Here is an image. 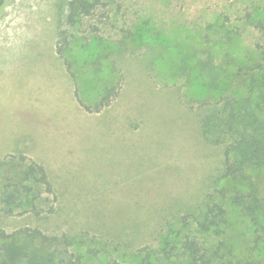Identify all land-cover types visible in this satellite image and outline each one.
<instances>
[{"label": "rangeland", "instance_id": "374dc122", "mask_svg": "<svg viewBox=\"0 0 264 264\" xmlns=\"http://www.w3.org/2000/svg\"><path fill=\"white\" fill-rule=\"evenodd\" d=\"M108 1L73 28L70 55L88 103L106 76L97 77L93 60L100 52L117 57L127 88L112 117L85 114L75 100L55 49L58 0H9L0 11V156L48 147L59 195L49 214L0 210V227L67 233L87 264H140L168 225L172 236L195 234L192 215L209 195L221 197L214 180L223 147L199 139L191 108L204 94L202 80L186 88L174 70L182 58L193 67L209 55L226 86L238 62L264 49V0ZM223 202L229 222L222 238L237 256L264 262L249 218ZM188 215L189 224L179 223Z\"/></svg>", "mask_w": 264, "mask_h": 264}, {"label": "trees", "instance_id": "16d2710c", "mask_svg": "<svg viewBox=\"0 0 264 264\" xmlns=\"http://www.w3.org/2000/svg\"><path fill=\"white\" fill-rule=\"evenodd\" d=\"M8 1L0 0V11ZM108 2L58 0L55 47L73 80L79 107L85 114L104 117H112L117 103L124 97L126 73L117 57L112 58V52H100L92 64L97 77L106 76L98 78L101 85H98L97 97L88 103L81 96L70 51L73 28L85 17L94 16ZM259 53V58L238 62L234 71L236 80L228 81L226 86H223V70L209 55L198 58L193 67L187 58H182V64L175 68V76L186 88L193 86L195 78L202 80L204 94L191 99V108L199 116V139L223 147V166L214 180L221 197L209 195L199 215H192L195 234L186 231L178 237L172 236L171 224L168 225L157 248H144L140 264H264L252 256H237L222 238L229 222V212L223 202L227 198L241 215L249 218L257 234L255 241L264 244V49ZM106 59H111L108 71L101 68ZM39 144H42L40 140ZM39 149L26 146L21 151L0 156V210L3 213L41 216L54 211L59 195L56 176L50 167L52 157L48 147ZM222 180L235 184L227 189L220 184ZM189 216H183L179 223L189 224ZM74 243L67 233L49 234L31 226L13 231L0 227V264H87L84 256L73 250Z\"/></svg>", "mask_w": 264, "mask_h": 264}, {"label": "crops", "instance_id": "0c3cea01", "mask_svg": "<svg viewBox=\"0 0 264 264\" xmlns=\"http://www.w3.org/2000/svg\"><path fill=\"white\" fill-rule=\"evenodd\" d=\"M66 69V68H65ZM66 72H67V70H66ZM67 74H68V72H67ZM68 76H69V74H68ZM69 78H70V76H69ZM71 79V78H70ZM73 82V81H72ZM74 84V83H73ZM73 94H74V90H73ZM75 97V96H74ZM76 100V99H75ZM43 141V140H42ZM23 149V148H22ZM21 149V150H22ZM21 150H18V151H21ZM18 151H16V152H18ZM7 154V153H6Z\"/></svg>", "mask_w": 264, "mask_h": 264}, {"label": "bare ground", "instance_id": "6f19581e", "mask_svg": "<svg viewBox=\"0 0 264 264\" xmlns=\"http://www.w3.org/2000/svg\"><path fill=\"white\" fill-rule=\"evenodd\" d=\"M37 23V22H36Z\"/></svg>", "mask_w": 264, "mask_h": 264}]
</instances>
